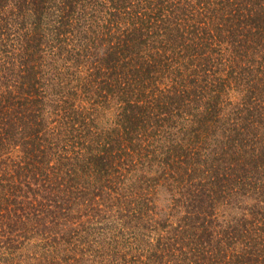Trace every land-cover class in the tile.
I'll list each match as a JSON object with an SVG mask.
<instances>
[{
    "label": "trees",
    "instance_id": "trees-1",
    "mask_svg": "<svg viewBox=\"0 0 264 264\" xmlns=\"http://www.w3.org/2000/svg\"><path fill=\"white\" fill-rule=\"evenodd\" d=\"M0 264H264V0H0Z\"/></svg>",
    "mask_w": 264,
    "mask_h": 264
}]
</instances>
